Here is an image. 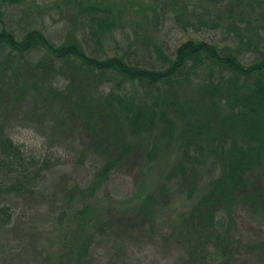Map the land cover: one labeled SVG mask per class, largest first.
Returning <instances> with one entry per match:
<instances>
[{
  "label": "trees",
  "instance_id": "trees-1",
  "mask_svg": "<svg viewBox=\"0 0 264 264\" xmlns=\"http://www.w3.org/2000/svg\"><path fill=\"white\" fill-rule=\"evenodd\" d=\"M63 2L72 23L51 36L27 0H0V193L11 183L31 195L67 154L94 194L137 154L131 172L144 174L156 141L177 139L164 183L184 184L190 200L177 232L184 264H264V0ZM21 4L26 23L8 20ZM131 6L154 35L171 24L174 40L131 42L121 18ZM22 129L38 147L15 138ZM166 189L133 205L150 226ZM9 211L0 207V228ZM89 227L110 229L96 218ZM92 237L78 242V262Z\"/></svg>",
  "mask_w": 264,
  "mask_h": 264
},
{
  "label": "rangeland",
  "instance_id": "rangeland-1",
  "mask_svg": "<svg viewBox=\"0 0 264 264\" xmlns=\"http://www.w3.org/2000/svg\"><path fill=\"white\" fill-rule=\"evenodd\" d=\"M27 3L34 11H40L45 31L51 36H57L72 23L70 16L74 11L69 12L63 0H27ZM137 8L131 6L128 13L121 16L122 26L128 30L131 42H143L149 36H159L169 44L174 40L177 33L171 24L154 35L152 25L143 19L145 13ZM25 10H28L27 4L9 10L8 20L26 23ZM181 98L184 99V93ZM34 133L22 129L16 132L15 138L37 146ZM156 142L160 148L159 158L144 174L141 167L136 168L135 173L131 172L144 160L137 154L128 162L129 167L119 169L94 194L89 195L87 191L93 177L87 169L76 164V158L67 154L53 161L50 171L42 175L39 187L29 192L31 195H18L11 183H6V189L0 193V207H9L11 222L0 228V264H85L86 261L87 264H184L177 232L190 200L184 196V184L164 183L168 167L179 158L180 146L177 139ZM164 185L169 189L165 190L164 197L156 198L158 218L150 226L142 213L132 210L133 205L140 203L147 194L156 196ZM79 186L85 189V197L76 190ZM86 207H89L86 215L91 220L86 216L79 217ZM93 218L106 221L110 229L105 234L91 229L89 225ZM90 230L95 232V237H92L89 254L84 256L86 261L78 262L77 244L81 237L91 235Z\"/></svg>",
  "mask_w": 264,
  "mask_h": 264
}]
</instances>
